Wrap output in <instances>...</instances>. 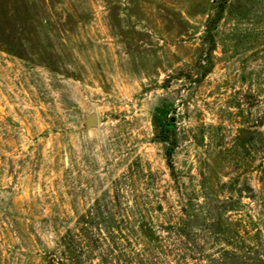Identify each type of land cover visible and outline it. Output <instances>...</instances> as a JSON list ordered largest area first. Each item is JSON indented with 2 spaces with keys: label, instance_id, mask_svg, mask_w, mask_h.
I'll use <instances>...</instances> for the list:
<instances>
[{
  "label": "rangeland",
  "instance_id": "1",
  "mask_svg": "<svg viewBox=\"0 0 264 264\" xmlns=\"http://www.w3.org/2000/svg\"><path fill=\"white\" fill-rule=\"evenodd\" d=\"M217 4L0 0V264L119 198L159 240L123 264H264V0L210 49Z\"/></svg>",
  "mask_w": 264,
  "mask_h": 264
},
{
  "label": "trees",
  "instance_id": "2",
  "mask_svg": "<svg viewBox=\"0 0 264 264\" xmlns=\"http://www.w3.org/2000/svg\"><path fill=\"white\" fill-rule=\"evenodd\" d=\"M226 2L227 0H218L214 15L208 19L205 25V36L206 40L211 43L210 49L213 45L212 31L217 21L221 18ZM161 140L167 141L166 136H162ZM170 149H167L166 152L168 159L171 155ZM168 165L170 168H173L171 161L168 162ZM259 165H264V155ZM115 199L116 197L112 201L115 202ZM117 201V204H113L109 209L101 210L98 208L97 211L78 215L75 229L65 226L64 233L55 230V246L51 249L43 242L41 244L35 242L34 246L25 248V250L17 247L18 252L25 257L23 259L17 258L15 264H94L93 257L95 256L98 260L96 264H123L124 257H126L125 261H129L130 258L131 253H129L128 249L130 248L129 235L135 232V228L132 227V220L136 217L137 212H139L140 217L138 231L142 234V237L147 241H159L154 236L152 226L145 223V213L140 210L135 212V209H131V207L128 209L127 205L123 208L120 198ZM159 207L161 209L160 204ZM182 220V218H179L178 223ZM181 226L177 224V235H181ZM180 239L183 240V238H179V241ZM192 242V238L188 235L184 246L186 251L184 252H188V250L190 252L193 251L195 245L191 248L187 246L188 244H192ZM232 253L234 257L238 256L235 250ZM34 255L39 257V262L35 263L31 260V257Z\"/></svg>",
  "mask_w": 264,
  "mask_h": 264
},
{
  "label": "water",
  "instance_id": "3",
  "mask_svg": "<svg viewBox=\"0 0 264 264\" xmlns=\"http://www.w3.org/2000/svg\"><path fill=\"white\" fill-rule=\"evenodd\" d=\"M171 120H174L173 117H171ZM86 123L89 126H95L97 124V118L95 114H90L89 116L86 117Z\"/></svg>",
  "mask_w": 264,
  "mask_h": 264
}]
</instances>
